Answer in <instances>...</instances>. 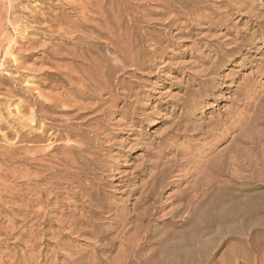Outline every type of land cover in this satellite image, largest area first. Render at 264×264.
Masks as SVG:
<instances>
[{
    "label": "rangeland",
    "instance_id": "obj_1",
    "mask_svg": "<svg viewBox=\"0 0 264 264\" xmlns=\"http://www.w3.org/2000/svg\"><path fill=\"white\" fill-rule=\"evenodd\" d=\"M0 264H264V0H0Z\"/></svg>",
    "mask_w": 264,
    "mask_h": 264
},
{
    "label": "bare ground",
    "instance_id": "obj_2",
    "mask_svg": "<svg viewBox=\"0 0 264 264\" xmlns=\"http://www.w3.org/2000/svg\"><path fill=\"white\" fill-rule=\"evenodd\" d=\"M88 1V0H87ZM80 4V3H79ZM81 5V4H80ZM83 5H84V3H83ZM87 6V5H86ZM81 7V6H80ZM85 7V6H84ZM83 8V7H82ZM87 8V7H86ZM86 8L84 9H82V10H86ZM90 8V7H89ZM82 17V16H81ZM107 23H108V26H109V22L107 21ZM153 181V180H152ZM151 185H153V186H151V191H150V196H152V194H153V191H155V189L157 188V186H158V184L157 183H153V184H151ZM184 193V192H183ZM182 193V194H183ZM184 196H182V197H185V195H186V193H184L183 194ZM187 197V196H186ZM179 199H181V198H179ZM183 200H185V199H183ZM183 200H180L182 203H180L179 205H177L176 207H174L173 209H172V212H173V214L175 213H180V212H182L183 210H185V209H187L188 207H189V203H183ZM189 243V242H188ZM185 244H186V242H185ZM186 246H189L190 247V244H187ZM194 250V249H193ZM193 250H190V252L188 251L187 253H190V255H192L191 254V251H193ZM193 253V252H192ZM186 255H188V254H186ZM180 256H181V254H180ZM189 256V255H188ZM180 261V260H179Z\"/></svg>",
    "mask_w": 264,
    "mask_h": 264
}]
</instances>
